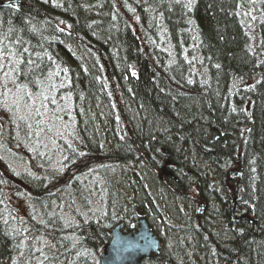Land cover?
<instances>
[{"label": "trees", "instance_id": "obj_1", "mask_svg": "<svg viewBox=\"0 0 264 264\" xmlns=\"http://www.w3.org/2000/svg\"><path fill=\"white\" fill-rule=\"evenodd\" d=\"M6 1L0 103L9 84L16 114L68 108L74 145L63 186L22 176L19 210L0 189V264H98L138 212L159 242L144 264H264V0ZM22 117L5 143L37 141L41 114Z\"/></svg>", "mask_w": 264, "mask_h": 264}, {"label": "rangeland", "instance_id": "obj_2", "mask_svg": "<svg viewBox=\"0 0 264 264\" xmlns=\"http://www.w3.org/2000/svg\"><path fill=\"white\" fill-rule=\"evenodd\" d=\"M7 89V90H5ZM4 92L2 95V101L0 103V146L5 145L10 152H5V148L2 149L0 154V189H3L2 193L7 194L10 204L14 206L17 210L24 208L23 200H20L18 196L15 197V193L21 190L26 191V183L23 181L22 176H35L41 177L44 174L49 175L52 174L55 177V181L53 183L48 182L49 185L60 187L63 186L67 181L65 171L67 169L63 168V159L62 154L60 153V140H64L68 137V143H71V140L74 139V120L71 116V120L68 117L66 118H56L60 117L61 113L64 110H69L57 107L56 113L50 115L48 111L46 112H29L24 111L27 114H24L21 111V105H19L14 110L18 113L16 114L14 111L9 110L15 103L20 101V96L16 91H14L9 84L4 87ZM22 99V98H21ZM35 99L31 100L34 102ZM21 102V101H20ZM21 104V103H19ZM80 109V108H79ZM41 114L40 122L42 129L41 132L37 133V141L33 146L27 147L16 146V138H12V140H8V142H4L1 139V134L4 132V128L6 123H8L9 118H12L13 124H11V129L16 130V120L21 119V115H23L22 120H24V116L28 118L27 125L31 123L33 125L36 123L35 116L37 114ZM39 122V121H38ZM16 124V125H15ZM19 125V124H18ZM21 125V124H20ZM66 125V126H65ZM65 126V127H64ZM74 144H70L72 147ZM29 148V149H28ZM33 151L38 152L32 156L33 161H35L34 167H32L31 163V154ZM42 174V175H40ZM162 178H169L170 175L165 169L161 170ZM233 176V175H231ZM228 178V177H227ZM233 192L231 194V199L234 200V204L237 205V198L234 197L235 194V186L232 185L230 188ZM15 197V199H14ZM196 213L197 216H201L203 213V206L197 201L196 205ZM234 209L237 206L233 207ZM23 213L22 210H20ZM185 219H188L189 214L184 211ZM85 220V218H83ZM114 227V226H113ZM112 229L108 231V233ZM159 249V246H158ZM153 254V253H151ZM98 258V255H97ZM99 264V259H98Z\"/></svg>", "mask_w": 264, "mask_h": 264}, {"label": "water", "instance_id": "obj_3", "mask_svg": "<svg viewBox=\"0 0 264 264\" xmlns=\"http://www.w3.org/2000/svg\"><path fill=\"white\" fill-rule=\"evenodd\" d=\"M8 5L11 4L4 6ZM121 228V224L116 225L108 233L109 241L98 253L99 264H142L151 258V253L158 252V241L143 219L138 221V227L132 234Z\"/></svg>", "mask_w": 264, "mask_h": 264}]
</instances>
